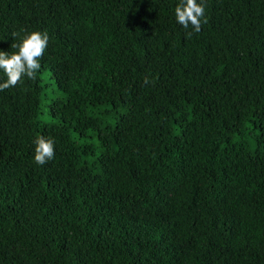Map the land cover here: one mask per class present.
Here are the masks:
<instances>
[{"label":"trees","instance_id":"1","mask_svg":"<svg viewBox=\"0 0 264 264\" xmlns=\"http://www.w3.org/2000/svg\"><path fill=\"white\" fill-rule=\"evenodd\" d=\"M181 2L0 0V264H264V0Z\"/></svg>","mask_w":264,"mask_h":264},{"label":"clouds","instance_id":"2","mask_svg":"<svg viewBox=\"0 0 264 264\" xmlns=\"http://www.w3.org/2000/svg\"><path fill=\"white\" fill-rule=\"evenodd\" d=\"M176 20L185 29L191 26L194 32L201 31L202 24L207 23L204 0H182L175 8ZM17 34L13 33L15 37ZM191 36L192 33H187ZM47 32L32 31L24 35L18 44L11 47L18 51L11 54L0 51V70L6 75V80L0 82V91L15 87L26 76L30 80L37 78L41 68V59L48 46ZM144 83H149L145 77ZM55 143L43 135L35 140L34 160L38 165H44L54 158Z\"/></svg>","mask_w":264,"mask_h":264}]
</instances>
